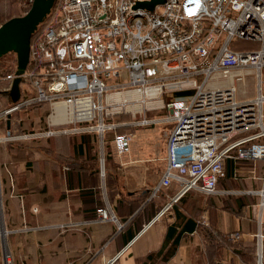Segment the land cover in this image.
Masks as SVG:
<instances>
[{"label": "built area", "instance_id": "1", "mask_svg": "<svg viewBox=\"0 0 264 264\" xmlns=\"http://www.w3.org/2000/svg\"><path fill=\"white\" fill-rule=\"evenodd\" d=\"M145 2L151 0H57L30 42L19 102L0 110L5 123L22 108L46 106L45 127L1 136L0 143L80 133L103 138L116 129L113 114L129 111L134 103L108 97L136 93L142 98L141 109L132 114L140 118L136 125H171L165 168L149 193L153 199L161 189L177 186L161 215L190 191L214 195L225 177L224 161L233 153L236 159L264 162V0H164L152 10L137 6ZM250 71L256 96L240 101L236 84ZM16 77L15 60L12 71L0 75V91H8ZM162 110L163 118L147 117ZM112 143L123 156L132 137L114 133ZM96 215L98 222L115 221L106 207ZM254 240L261 264L264 223ZM3 259L11 262L7 254Z\"/></svg>", "mask_w": 264, "mask_h": 264}, {"label": "crops", "instance_id": "2", "mask_svg": "<svg viewBox=\"0 0 264 264\" xmlns=\"http://www.w3.org/2000/svg\"><path fill=\"white\" fill-rule=\"evenodd\" d=\"M7 2L0 0V17ZM255 96L237 94L240 101ZM8 100L0 93V110ZM46 113V106L20 109L9 130L0 123V137L37 133ZM132 118H112L116 131L132 137L123 156L114 151L115 130L103 138L80 133L0 143V253L7 248L13 264H257L264 162L233 153L214 195L190 191L159 215L177 193L172 184L149 199L165 168L171 125L139 126V116ZM103 207L115 221H97ZM261 253L264 264V244Z\"/></svg>", "mask_w": 264, "mask_h": 264}, {"label": "water", "instance_id": "3", "mask_svg": "<svg viewBox=\"0 0 264 264\" xmlns=\"http://www.w3.org/2000/svg\"><path fill=\"white\" fill-rule=\"evenodd\" d=\"M164 0H151L138 4L152 10L156 4L163 3ZM57 0H33L31 7L21 17H14L0 25V59L8 54H14L16 59V79L11 88L3 92L12 104L20 99L21 75L25 72L28 59L31 38L47 18ZM7 129H10V120L6 121ZM5 231H2L4 236Z\"/></svg>", "mask_w": 264, "mask_h": 264}, {"label": "rangeland", "instance_id": "4", "mask_svg": "<svg viewBox=\"0 0 264 264\" xmlns=\"http://www.w3.org/2000/svg\"><path fill=\"white\" fill-rule=\"evenodd\" d=\"M4 7H6V6H4ZM30 7H31V5L24 6L23 3H20L19 0H9V2H7L6 13H4V15H2V17H0V25L12 16L13 17H21V16L25 15V13L29 10ZM3 9H5V8H3ZM15 60L16 59H15L14 54H8V55H6L0 59V75L1 76L5 75L6 73H9V71H12V69L14 68V65H15ZM261 80H262L261 89H262V93H264V70L261 72ZM255 84H256V76L253 73L245 74L243 82L236 84L238 96L252 97L254 94H256V85ZM21 87H24V86L22 85ZM0 92L3 93V91H0ZM4 92H6V91H4ZM8 104H9V100L6 101L4 105L7 106ZM133 104L130 105L131 109L129 108V111H127V112H122L121 114H115L114 113L113 119H115V118L118 119L120 117H123L124 119L132 118V114L135 111L133 109V106H132ZM3 254L9 255L7 248H6V252H3ZM3 254L0 253V264H6V262L3 259ZM9 264H13L12 259H11V262H9Z\"/></svg>", "mask_w": 264, "mask_h": 264}, {"label": "bare ground", "instance_id": "5", "mask_svg": "<svg viewBox=\"0 0 264 264\" xmlns=\"http://www.w3.org/2000/svg\"><path fill=\"white\" fill-rule=\"evenodd\" d=\"M108 99H112V100H114L116 102H121L123 100H125L127 102H131L132 101V102H134V104L132 105L134 110L137 111V110L141 109L139 102H141L142 98L136 93H129V94H123V95L122 94L121 95H111V96L108 97ZM129 108L131 109V107H129Z\"/></svg>", "mask_w": 264, "mask_h": 264}, {"label": "trees", "instance_id": "6", "mask_svg": "<svg viewBox=\"0 0 264 264\" xmlns=\"http://www.w3.org/2000/svg\"><path fill=\"white\" fill-rule=\"evenodd\" d=\"M9 19H10V18H9ZM9 19H7V20H9ZM7 20H6V21H7ZM6 21H4V22H6ZM4 22H3V23H4ZM3 23H2V24H3ZM38 33H39V31H38V32L36 31V32L34 33V35H33L32 38H31V42H33L34 38L37 36ZM180 96H182V95H181V94H177V95H176V97H180ZM122 120H124L123 117L118 118V121H119V122H121ZM113 133L121 134V132L116 131V130H115V132H113Z\"/></svg>", "mask_w": 264, "mask_h": 264}]
</instances>
